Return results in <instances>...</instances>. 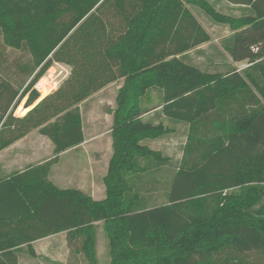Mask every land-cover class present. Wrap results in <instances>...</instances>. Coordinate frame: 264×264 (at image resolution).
<instances>
[{"label": "trees", "instance_id": "16d2710c", "mask_svg": "<svg viewBox=\"0 0 264 264\" xmlns=\"http://www.w3.org/2000/svg\"><path fill=\"white\" fill-rule=\"evenodd\" d=\"M225 1L244 6L242 15L207 0H0L4 44L30 55L19 64L25 87L0 78V151L38 129L55 154L0 174V264H19L24 249L36 254L34 241L63 231L88 264H99V221L109 264H264V0ZM189 6L231 24L222 47L245 68L211 71L188 60L211 40ZM54 62L70 65L69 77L15 115ZM121 78L107 109L105 198L56 185L52 166L85 140L80 104ZM157 107L169 124L143 117ZM181 123L184 157L166 200L151 204L148 176L174 160L148 140Z\"/></svg>", "mask_w": 264, "mask_h": 264}, {"label": "rangeland", "instance_id": "374dc122", "mask_svg": "<svg viewBox=\"0 0 264 264\" xmlns=\"http://www.w3.org/2000/svg\"><path fill=\"white\" fill-rule=\"evenodd\" d=\"M207 1L209 3H219V9L226 14L235 17L239 15L237 12H229L226 7L222 5V3H226L225 0ZM191 8L199 18V21H201L202 25L207 31H209V33H211V40L202 45L206 53H200L198 50H193L189 53L188 60L202 68L208 67L211 71H225L232 60L230 56L222 50V39L232 31L231 24L213 21L212 18L200 7L192 6ZM29 60L30 55L25 50L6 46L3 41V36L0 33V78L9 80L16 88L25 87L27 77L21 72L19 64ZM235 65L239 70H242L247 66L245 62L237 63ZM71 69L72 67L66 63L54 62L34 87L39 89L40 87L47 86L46 88L49 91L45 95L47 96L58 89V87L69 77ZM122 84V78L114 81L104 89L93 93L87 100L80 104L87 133L89 134L94 129L100 131L101 135L98 139L100 147L105 146L104 139H102L105 137L104 132H108L112 127V124L106 118L107 109L110 107H116V96ZM153 96H155L153 100L155 103L157 98L155 94H153ZM19 107L15 111V115L23 116L22 112L19 111ZM172 126L174 125L172 124ZM187 129V125L181 123L176 126V130L173 133L166 135L161 140L155 142L148 140V143L153 146V148L156 147L162 149L165 154L172 156L174 160L172 165H166L156 171L153 175L148 176L147 180L149 181H152L153 176L159 179L158 182L152 183L148 181L147 183L149 188L155 189V192L150 194L153 198L150 202L151 204L162 203L166 200V191L169 188L168 180H170V176L175 171L176 167L179 166V163L184 157L183 147L187 140ZM48 139L49 138L41 136L38 129L33 130L28 138L20 142L18 146L9 152H6V154L0 158V168H3L1 174L11 172L17 168H23L29 161L41 162L51 159L55 154ZM16 152L21 154L19 161L16 160ZM103 153L104 152H100V154ZM95 155H99L96 150L87 155H83L82 152L75 150L62 154V156H59L58 164L54 166L52 178L56 183L67 184V182L76 179L79 182L86 184L87 174L91 171V165L89 163H92V160L96 158ZM95 173L96 179L98 182H101V176L103 173L102 166L96 167ZM70 187L74 186L70 185ZM104 233L105 232L102 231L103 235H105ZM63 256L64 254L60 258ZM23 264H53V258L46 259L45 257H39L35 260H25Z\"/></svg>", "mask_w": 264, "mask_h": 264}, {"label": "crops", "instance_id": "0c3cea01", "mask_svg": "<svg viewBox=\"0 0 264 264\" xmlns=\"http://www.w3.org/2000/svg\"><path fill=\"white\" fill-rule=\"evenodd\" d=\"M225 2L226 3H222V5L224 7H226V9L229 12H232V11L237 12L239 15L236 17H239L240 15H242V12H243L242 8L244 6L231 4V3H228L227 1H225ZM215 4H216L217 9L220 10L218 7L219 3H215ZM189 7L192 10V8H191L192 6H189ZM198 20H199V18H198ZM231 33H233V30L230 33H228V35H230ZM209 34L211 35V33H209ZM228 35H226V36H228ZM226 36H224V37H226ZM206 43H208V42H206ZM202 45L190 50L188 52V54L190 52H192L193 50H198V52H200V53H206V51H204L205 49H203ZM222 50H224L229 55V53L223 47H222ZM231 60H232V58H231ZM237 63H244V62H235L232 60V62H230L229 65L236 66L235 64H237ZM104 88H102V89H104ZM151 100H154V98L151 97ZM160 110H161V107L154 108V109L150 110L149 112L145 113L143 115V117L146 120L154 122V123H158L159 121H163L165 124H169L170 121H169L168 117L165 116L164 114L159 113ZM106 118L113 126V115L106 112ZM178 125H180V124H178ZM83 126H84V133H85L84 142L81 143L79 146L70 148V149L62 152L60 154V156H62V154H64V153L70 152L72 150L82 152L83 155H87L89 153L91 154V152L94 150H96L98 152L99 155H97V156L95 155L96 158L92 160V163L91 162L89 163L91 165V171L87 174L86 184H83L76 179L73 181L70 180L71 182H67V184L56 183L54 181V179L52 178V171L54 169V166H56V164H58L59 161L52 166L50 178L56 185H58L60 187L66 188V187H70V185H73L74 187L83 189V190L91 193V195L95 199H103L106 196V186L103 182V177L106 175V173L108 171L109 162H110V159H111V156L113 153L112 138H111L112 127L108 132H104L105 137L102 139H104L103 141H104L105 146L100 147L99 142H98V139L101 135L100 131L94 129L93 131H91L88 134L86 131V127H85L84 118H83ZM31 133H32V131L29 134H27L25 137L17 140L11 146L0 151V158L3 155H5L6 152H9L10 150H12L16 146H18V144H20V142H22L23 140L28 138ZM41 136H43L44 138H48L47 136H45L43 134H41ZM163 137H165V136H163ZM163 137L158 138L156 140H152V141L155 142V141L161 140ZM48 140L50 141V146L52 147V149L54 151V147H53L54 144L52 146L53 142L51 141L50 138ZM151 148H153V146H151ZM153 149L162 150V149L156 148V147ZM100 152H104V153L100 154ZM16 156H17L16 160L19 161L21 158L20 157L21 154L19 152H16ZM42 162H44V161H41V162L29 161V162H27L26 166H24L23 168H17L16 170H21V169H24L25 167H27L28 165L38 164V163H42ZM98 166H102V168H103V173L101 176V182H98V180L96 179L95 168ZM2 171H3V168L1 167L0 168V174ZM13 171H15V170H13ZM13 171H11V172H13ZM11 172L3 173V175L9 174ZM96 224H97V257H98V263L99 264H109V262H110L109 240H108V237H107L106 232L104 230L103 221H99ZM101 230L103 232H105L104 233L105 235L102 234ZM67 234H68L67 231H63V232L56 233V234H53V235H50L47 237H43V238H40V239L34 241L32 243V245H33V248H34L36 254L32 255L28 249H26V250L24 249L22 252L19 253V264H23L25 260H35L39 257H45L46 259H49V258L52 259L53 258V264H88L84 254L81 252H78L77 250H75L73 248V246H71L69 244L68 239H67ZM23 247H26V246H23ZM65 253H67V254H65ZM63 254H64V256L62 258H60Z\"/></svg>", "mask_w": 264, "mask_h": 264}, {"label": "water", "instance_id": "95a60500", "mask_svg": "<svg viewBox=\"0 0 264 264\" xmlns=\"http://www.w3.org/2000/svg\"><path fill=\"white\" fill-rule=\"evenodd\" d=\"M25 103H24V107L25 108H34L42 99L41 98V92L37 87H34L29 93L28 95L25 97ZM40 99V101H38ZM30 109V110H31Z\"/></svg>", "mask_w": 264, "mask_h": 264}, {"label": "bare ground", "instance_id": "6f19581e", "mask_svg": "<svg viewBox=\"0 0 264 264\" xmlns=\"http://www.w3.org/2000/svg\"><path fill=\"white\" fill-rule=\"evenodd\" d=\"M47 87V86H46ZM46 87H40L39 89H40V92H41V98L43 97V96H45L49 91H48V89L46 88ZM40 98V99H41ZM26 99V98H25ZM25 99H24V101L21 103V105H20V107H19V111H21L22 112V115H25L31 108L29 107V108H25L24 107V103H25ZM39 99V100H40ZM38 100V101H39Z\"/></svg>", "mask_w": 264, "mask_h": 264}]
</instances>
